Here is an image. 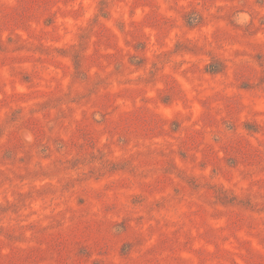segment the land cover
<instances>
[{
    "label": "rangeland",
    "instance_id": "1",
    "mask_svg": "<svg viewBox=\"0 0 264 264\" xmlns=\"http://www.w3.org/2000/svg\"><path fill=\"white\" fill-rule=\"evenodd\" d=\"M0 264H264V0H0Z\"/></svg>",
    "mask_w": 264,
    "mask_h": 264
}]
</instances>
